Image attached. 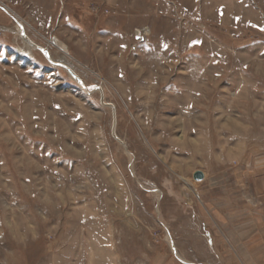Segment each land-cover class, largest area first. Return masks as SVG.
Wrapping results in <instances>:
<instances>
[{
  "label": "rangeland",
  "instance_id": "obj_1",
  "mask_svg": "<svg viewBox=\"0 0 264 264\" xmlns=\"http://www.w3.org/2000/svg\"><path fill=\"white\" fill-rule=\"evenodd\" d=\"M232 258L264 264V0H0V264Z\"/></svg>",
  "mask_w": 264,
  "mask_h": 264
},
{
  "label": "water",
  "instance_id": "obj_2",
  "mask_svg": "<svg viewBox=\"0 0 264 264\" xmlns=\"http://www.w3.org/2000/svg\"><path fill=\"white\" fill-rule=\"evenodd\" d=\"M195 179L197 181H202L204 179V175L201 172L196 173Z\"/></svg>",
  "mask_w": 264,
  "mask_h": 264
},
{
  "label": "bare ground",
  "instance_id": "obj_3",
  "mask_svg": "<svg viewBox=\"0 0 264 264\" xmlns=\"http://www.w3.org/2000/svg\"><path fill=\"white\" fill-rule=\"evenodd\" d=\"M27 47H28V49H29L30 51H34L33 48H32V46H30V44H27ZM60 48H61V50L65 51V47L60 46Z\"/></svg>",
  "mask_w": 264,
  "mask_h": 264
},
{
  "label": "crops",
  "instance_id": "obj_4",
  "mask_svg": "<svg viewBox=\"0 0 264 264\" xmlns=\"http://www.w3.org/2000/svg\"><path fill=\"white\" fill-rule=\"evenodd\" d=\"M233 259H234V258H232V260L229 261V264H238L237 261H236L235 259H234V260H233Z\"/></svg>",
  "mask_w": 264,
  "mask_h": 264
}]
</instances>
